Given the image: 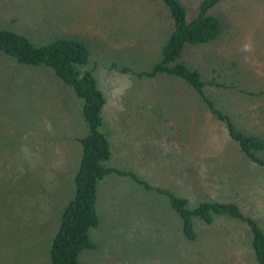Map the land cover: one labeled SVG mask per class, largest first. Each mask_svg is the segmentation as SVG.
<instances>
[{"label":"rangeland","instance_id":"obj_1","mask_svg":"<svg viewBox=\"0 0 264 264\" xmlns=\"http://www.w3.org/2000/svg\"><path fill=\"white\" fill-rule=\"evenodd\" d=\"M178 1L192 21L203 0ZM209 14L219 21L220 34L187 45L178 62L200 72L205 97L230 116L234 128L247 123L250 131L253 123L264 139V93L255 95L264 91V0H222ZM0 30L38 46L81 41L91 55L80 69L95 77L104 111L134 112L112 132L106 163L130 177L99 182V226L88 232L97 248L82 252L80 264H258L245 222L192 219L195 238L188 240L160 192L188 199L189 209L211 199L236 203L264 231V169L240 153L182 80L137 76L160 61L173 30L160 0H0ZM81 106L49 68L0 54V187L12 177L24 196L0 213V264H50L61 211L74 196L78 140L87 134ZM102 124L105 132L104 119ZM259 158L264 160V151ZM7 192L0 188L8 201Z\"/></svg>","mask_w":264,"mask_h":264},{"label":"trees","instance_id":"obj_2","mask_svg":"<svg viewBox=\"0 0 264 264\" xmlns=\"http://www.w3.org/2000/svg\"><path fill=\"white\" fill-rule=\"evenodd\" d=\"M160 1L169 12L173 30L162 48L160 61L151 71L138 73L137 76L154 78L168 75L182 80L201 97L211 114L224 125L240 153L254 166L264 169V160L259 158V154L264 151L263 140L236 130L230 118L205 97L204 83L199 73L176 62L185 46L211 42L220 34V23L209 12L222 0H203L192 21H187L186 10L178 0ZM0 54L12 58L20 65L49 68L82 101L81 116L87 134L78 140L81 158L79 168L72 178L74 196L61 211L58 229L52 238L48 254L50 264H79V255L94 248L88 232L98 225L96 198L99 182L110 175L130 177L129 173L106 165L111 156L107 135L102 130L101 114L106 101L93 74L80 69L88 64L91 52L76 39H56L48 45L38 46L22 34L0 30ZM11 178L10 185L5 183V186L0 187L1 191H8L5 193L7 197L9 195L8 201L0 196V213L16 206L12 203L17 199L24 198L23 189L20 190L19 185L12 183ZM223 184L228 188V182ZM160 192L168 196L172 209L181 219L183 233L188 240L195 238L192 219L210 224L215 217L227 216L245 222L250 230L255 259L258 264H264V231L257 222L244 216L236 203L211 199L189 209L188 199Z\"/></svg>","mask_w":264,"mask_h":264},{"label":"crops","instance_id":"obj_3","mask_svg":"<svg viewBox=\"0 0 264 264\" xmlns=\"http://www.w3.org/2000/svg\"><path fill=\"white\" fill-rule=\"evenodd\" d=\"M186 47L187 46H185V50H186V52L187 51H189L188 49H186ZM184 49L182 50V52L180 53V54H182L183 52H184ZM178 58V57H177ZM178 64H182V65H185L186 67H188V68H190V69H192V70H195V71H197L198 73H199V75H200V72L198 71V70H196V68H193V67H191V66H189V65H187V64H185V63H183V62H178V59H177V61H176ZM200 78H201V76H200ZM201 81H202V79H201ZM203 83H204V86H205V82L204 81H202ZM188 86V85H187ZM204 86H203V88H204ZM193 90V89H192ZM195 92V91H194ZM196 93V92H195ZM263 93H264V91H259V92H257L255 95L256 96H258V97H261L262 95H263ZM104 109H105V107L103 108V110H102V114H101V116H102V120L104 119L105 120V123L107 124L105 127V133H106V135H107V138H108V141H109V144L111 143V141H112V138H111V136L112 135H114L113 133L115 132V131H117L118 129H120V127H119V125H117V124H121L122 122H124L125 120H127L128 119V114H134V112H133V110L132 109H128L127 107L125 108H120V107H112V108H109V109H107V111L105 112L104 111ZM218 109V108H217ZM209 110V109H208ZM218 110H220V109H218ZM221 111V110H220ZM210 112V111H209ZM222 112V111H221ZM263 115H264V112H262V111H260ZM223 113V112H222ZM104 114H106V116L104 117ZM210 114H211V112H210ZM224 114V113H223ZM225 115H227V114H225ZM211 116H213L212 114H211ZM228 116V115H227ZM143 117H146V116H140V117H138V120H140V119H143ZM229 118H230V116H228ZM230 121H231V118H230ZM232 122V121H231ZM232 124L234 125V123L232 122ZM247 127H248V125H247V123H245V125H243V126H241V128H236V126H235V129L236 130H238V131H242V132H244V133H246L247 135H249V136H254V137H257V138H259V139H261V140H263V142H264V139H262V137H260L259 135H261V133L259 132V131H257L256 130V128H254L253 127V123L251 124V127H252V129L249 131V130H247ZM113 132V133H112ZM113 147L111 146V144H110V150L112 149ZM111 152V151H110ZM97 218H98V216H97ZM99 226V219H98V225L96 226V227H98ZM95 227V228H96ZM183 230V229H182ZM90 232V231H89ZM89 238H90V240H91V242L94 244V248L93 249H89V250H85V252H87V251H94V250H96V248H97V246H96V244L94 243V241L92 240V238L90 237V235H89ZM84 252V251H83ZM78 261H79V259H78ZM79 264H80V262H79Z\"/></svg>","mask_w":264,"mask_h":264},{"label":"clouds","instance_id":"obj_4","mask_svg":"<svg viewBox=\"0 0 264 264\" xmlns=\"http://www.w3.org/2000/svg\"><path fill=\"white\" fill-rule=\"evenodd\" d=\"M243 50H244V51H249V50H250V46L247 45V44H245V45L243 46Z\"/></svg>","mask_w":264,"mask_h":264}]
</instances>
